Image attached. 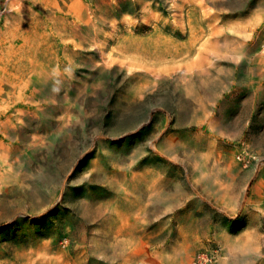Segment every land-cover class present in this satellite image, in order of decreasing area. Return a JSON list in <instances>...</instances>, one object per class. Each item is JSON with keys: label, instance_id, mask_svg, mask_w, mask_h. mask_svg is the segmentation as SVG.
<instances>
[{"label": "rangeland", "instance_id": "obj_1", "mask_svg": "<svg viewBox=\"0 0 264 264\" xmlns=\"http://www.w3.org/2000/svg\"><path fill=\"white\" fill-rule=\"evenodd\" d=\"M0 264H264V0H0Z\"/></svg>", "mask_w": 264, "mask_h": 264}, {"label": "built area", "instance_id": "obj_2", "mask_svg": "<svg viewBox=\"0 0 264 264\" xmlns=\"http://www.w3.org/2000/svg\"><path fill=\"white\" fill-rule=\"evenodd\" d=\"M239 158H240V156H239Z\"/></svg>", "mask_w": 264, "mask_h": 264}]
</instances>
